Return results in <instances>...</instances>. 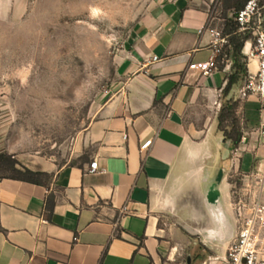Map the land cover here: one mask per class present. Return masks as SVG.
<instances>
[{
	"label": "crops",
	"instance_id": "1",
	"mask_svg": "<svg viewBox=\"0 0 264 264\" xmlns=\"http://www.w3.org/2000/svg\"><path fill=\"white\" fill-rule=\"evenodd\" d=\"M10 2L0 0V16ZM234 11L221 0H153L117 56L81 161L46 184L0 178V264H226L239 225L234 176L242 186L264 155L255 131L264 113L241 94L246 74L224 92L233 51L212 31ZM212 58L209 75L189 69ZM230 100L247 135L238 145L218 128Z\"/></svg>",
	"mask_w": 264,
	"mask_h": 264
},
{
	"label": "rangeland",
	"instance_id": "2",
	"mask_svg": "<svg viewBox=\"0 0 264 264\" xmlns=\"http://www.w3.org/2000/svg\"><path fill=\"white\" fill-rule=\"evenodd\" d=\"M10 1L0 16V152L49 178L85 155L81 140L116 80L117 56L153 0ZM258 237L264 251V227Z\"/></svg>",
	"mask_w": 264,
	"mask_h": 264
},
{
	"label": "built area",
	"instance_id": "3",
	"mask_svg": "<svg viewBox=\"0 0 264 264\" xmlns=\"http://www.w3.org/2000/svg\"><path fill=\"white\" fill-rule=\"evenodd\" d=\"M237 30L250 33L252 38L245 42L247 73L241 89L243 97L256 96L260 103V112L264 113V3L259 0H247L245 5L233 13ZM217 44L227 43V37L219 30L212 31ZM157 56L153 61H158ZM254 63L255 68L250 69ZM216 67L214 59L203 63H192L189 69L199 75H209ZM257 141L264 147V118L255 129ZM247 141V135L240 140ZM148 143L142 146L145 149ZM94 160L89 171L97 170ZM234 208L238 220V232L227 250L226 264H264V251L259 246V231L264 227V155L258 157L256 167L251 175H246L243 185L233 191Z\"/></svg>",
	"mask_w": 264,
	"mask_h": 264
},
{
	"label": "trees",
	"instance_id": "4",
	"mask_svg": "<svg viewBox=\"0 0 264 264\" xmlns=\"http://www.w3.org/2000/svg\"><path fill=\"white\" fill-rule=\"evenodd\" d=\"M226 8H233L234 10L241 9L247 0H221ZM264 3V0H259ZM222 35L227 36L228 44L231 45L234 58V71L229 75L228 82L224 88V92L228 93L232 86L242 77V65L240 60L242 58V49L245 41L250 40L252 35L250 33H242L237 30V25L232 18H225L222 27ZM247 72V69L245 70ZM238 101L230 100L223 104L218 116V128L224 132L227 138H230L235 145H238L241 140L240 121L237 115ZM0 174L1 177H11L21 180H26L39 184H46L48 177L47 173L41 171H34L29 168H18V161L12 155L6 152H0Z\"/></svg>",
	"mask_w": 264,
	"mask_h": 264
}]
</instances>
